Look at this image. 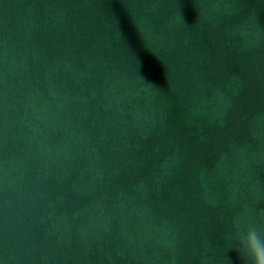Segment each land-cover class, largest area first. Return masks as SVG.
I'll return each mask as SVG.
<instances>
[{
    "label": "water",
    "instance_id": "1",
    "mask_svg": "<svg viewBox=\"0 0 264 264\" xmlns=\"http://www.w3.org/2000/svg\"><path fill=\"white\" fill-rule=\"evenodd\" d=\"M144 264H246L264 236V0H95Z\"/></svg>",
    "mask_w": 264,
    "mask_h": 264
},
{
    "label": "clouds",
    "instance_id": "2",
    "mask_svg": "<svg viewBox=\"0 0 264 264\" xmlns=\"http://www.w3.org/2000/svg\"><path fill=\"white\" fill-rule=\"evenodd\" d=\"M236 239L243 252L246 264H264V236L255 227L238 230Z\"/></svg>",
    "mask_w": 264,
    "mask_h": 264
}]
</instances>
